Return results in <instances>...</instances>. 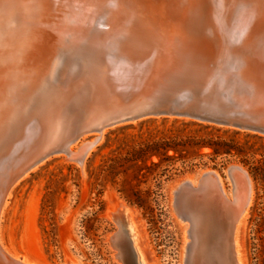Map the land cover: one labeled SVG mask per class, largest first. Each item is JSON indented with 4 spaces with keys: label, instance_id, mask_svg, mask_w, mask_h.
<instances>
[{
    "label": "bare ground",
    "instance_id": "6f19581e",
    "mask_svg": "<svg viewBox=\"0 0 264 264\" xmlns=\"http://www.w3.org/2000/svg\"><path fill=\"white\" fill-rule=\"evenodd\" d=\"M192 1L0 0V189L6 176H13L39 153L69 139L76 129L82 135L64 142L58 154L83 165L105 131L88 134L87 128L106 114L105 98L117 81L121 57L150 51L154 45L160 52L166 42L187 41L204 33L205 26L229 37L246 32L243 18L233 17L229 10L222 17L224 11L212 1ZM258 27L264 29L263 15ZM41 162L11 185L0 203V218L12 188ZM205 172L198 187L188 177L172 188L187 196L205 189L211 197L206 206L192 202L191 207L185 201L189 205L183 221H190L192 228L185 229L189 241L184 245L183 263L200 264L211 235L226 231L231 246L224 244L226 256L221 260L230 263V252L232 264H244L241 232L252 195L250 177L240 166L231 165L228 194L216 171ZM210 206L219 207L216 217ZM109 210L117 227L111 245L116 247L117 239L126 232L137 263L148 264L134 208L120 202ZM0 248L12 259L32 264L1 243Z\"/></svg>",
    "mask_w": 264,
    "mask_h": 264
},
{
    "label": "rangeland",
    "instance_id": "374dc122",
    "mask_svg": "<svg viewBox=\"0 0 264 264\" xmlns=\"http://www.w3.org/2000/svg\"><path fill=\"white\" fill-rule=\"evenodd\" d=\"M234 130L238 134L234 135ZM216 135L244 144L248 164H242L236 155H214L208 147L192 146L182 152L184 158L175 157L167 162L169 171L161 177L159 187L150 176L138 181L134 168L125 162L115 165L113 172L105 171L111 158L123 157L147 138L207 139ZM77 143L81 144L79 140ZM168 154L176 156L172 151ZM261 160L264 135L258 133L174 117H149L115 125L105 129L82 166L55 154L12 188L0 218V243L11 254L32 264L77 260L79 264H138L126 232L119 236L116 247L111 245L110 237L117 227L108 216L109 209L123 202L135 210L148 264H184L183 252L189 241L185 229L189 224L172 211L173 186L183 178H196L205 170H214L226 191H230L227 170L237 165L248 173L252 184L241 232L244 264H264V178L253 179L249 173V166L259 165ZM136 192L142 206L132 201L136 197L132 193ZM211 236L200 264H232L230 252V263L221 260L226 256L222 252L224 244L230 249V236L226 231Z\"/></svg>",
    "mask_w": 264,
    "mask_h": 264
},
{
    "label": "water",
    "instance_id": "95a60500",
    "mask_svg": "<svg viewBox=\"0 0 264 264\" xmlns=\"http://www.w3.org/2000/svg\"><path fill=\"white\" fill-rule=\"evenodd\" d=\"M209 1L221 7L222 17L229 10L233 17L243 18L246 32L229 37L205 26L204 33L187 41L166 42L165 50L160 52L154 45L150 51L121 57L115 72L117 81L105 98L106 114L91 123L87 133L143 118L174 117L264 135V29L258 27L264 16V0ZM80 130L36 155L18 173L6 176L0 189V203L25 170L60 153L66 142L82 135ZM206 175L203 171L193 178L197 187ZM183 182L185 179L177 183ZM193 194L187 196L171 190V208L181 221L189 204L206 206L211 198L205 189ZM187 200L189 204L185 203ZM210 208L216 217L219 207ZM188 223L191 229L192 223ZM110 239L113 244L114 235ZM0 264L23 263L0 248Z\"/></svg>",
    "mask_w": 264,
    "mask_h": 264
},
{
    "label": "trees",
    "instance_id": "16d2710c",
    "mask_svg": "<svg viewBox=\"0 0 264 264\" xmlns=\"http://www.w3.org/2000/svg\"><path fill=\"white\" fill-rule=\"evenodd\" d=\"M205 128L210 127L205 125ZM234 135L238 134V131L234 130ZM197 146L208 147L212 150L214 155H236L240 157V162L244 165L248 164L247 161V151L244 144H241L238 140L234 138L224 139L221 136L216 135L214 138L210 137L207 139H194L193 137L187 136L184 139L176 140L175 138H147L139 142L135 147H132L126 154L121 158H111L110 163L107 165L105 171L113 172L115 165L121 162L128 163V165L134 168V176L138 181H142L141 178H146L148 176L155 182L156 187H159L161 182V177L165 176L168 169V163L175 157L184 158L185 154L182 153L186 151L188 147ZM172 151L176 154H168ZM163 165H165L163 167ZM249 173L253 179L257 176L264 178V160H261L259 165L249 166ZM121 193L125 192L123 189H119ZM135 199L132 201L137 205L142 206L139 196L136 193Z\"/></svg>",
    "mask_w": 264,
    "mask_h": 264
}]
</instances>
